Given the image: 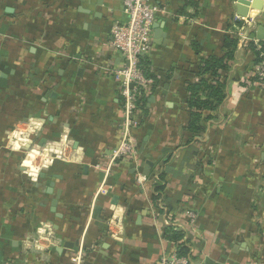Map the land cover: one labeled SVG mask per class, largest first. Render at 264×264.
Here are the masks:
<instances>
[{
    "label": "crops",
    "instance_id": "obj_1",
    "mask_svg": "<svg viewBox=\"0 0 264 264\" xmlns=\"http://www.w3.org/2000/svg\"><path fill=\"white\" fill-rule=\"evenodd\" d=\"M150 1L163 37L153 29L144 58L158 82L141 126L127 132L136 162L107 170L95 165L122 140L110 28L126 19L123 0H0L1 264H159L175 252L168 227L184 231L196 263L264 264V81L249 80L258 65L238 35L244 20L264 27V11L240 17L238 0ZM224 36L237 38L220 72L226 98L185 148L184 83L197 81L199 57L223 54ZM162 172L169 201L155 204ZM140 174L146 181L137 182Z\"/></svg>",
    "mask_w": 264,
    "mask_h": 264
},
{
    "label": "built area",
    "instance_id": "obj_2",
    "mask_svg": "<svg viewBox=\"0 0 264 264\" xmlns=\"http://www.w3.org/2000/svg\"><path fill=\"white\" fill-rule=\"evenodd\" d=\"M123 10L125 21H115L110 28L112 50L119 55L121 64L110 71L111 78L118 86L119 95L123 101V121H122V140L119 146L109 156L108 162L101 158L95 165L96 169H107L118 161L136 162L138 158V146L133 142L134 139L127 136V132L132 129H138L141 126L140 110L137 101L151 94L153 81L146 78L140 69V60L150 53L153 48V24L158 9L150 0H123ZM239 31L242 46L249 43L258 44L255 38L257 27L263 26L254 19L246 22ZM261 63L255 68L254 75L259 82L264 81V52L260 53ZM146 181L144 176L137 175V182ZM160 203V201L158 202ZM161 209V205L158 206ZM187 226L193 229L196 222L195 213L188 211L185 213ZM169 224L168 222H166ZM190 248L186 256H178L175 252L161 258L159 264H200L194 261L196 254L194 249ZM37 242L34 243V247ZM1 264V263H0ZM3 264H28L24 262H5Z\"/></svg>",
    "mask_w": 264,
    "mask_h": 264
},
{
    "label": "trees",
    "instance_id": "obj_3",
    "mask_svg": "<svg viewBox=\"0 0 264 264\" xmlns=\"http://www.w3.org/2000/svg\"><path fill=\"white\" fill-rule=\"evenodd\" d=\"M237 25L239 26L238 23ZM236 45L237 38L224 36L222 44L223 54L221 56L199 57L196 72L194 73L195 77L198 78L197 81H185L184 83L185 91L188 94L186 105L189 114V122L185 130L192 135L191 140L184 145L185 148H189L193 140L204 133V123L214 120L211 113L215 112L226 98V77H222L220 72L230 68V64L234 60ZM249 47L254 52L255 59L253 63L259 65L261 63L260 53L264 52V42L259 41L257 46L249 43ZM193 49L195 53H199L197 45H193ZM139 65L145 77L153 81V92L154 85L156 86L158 82L157 77L151 73L146 58H142ZM252 78H249L251 82L258 81L256 77ZM147 103L148 97H143L137 101L141 115L147 114ZM191 154H195V151L191 150ZM150 172L152 174L153 170ZM157 174L159 182L154 186L155 195L152 196V202L156 204L162 200L167 203L169 200L164 196L165 175L163 172ZM167 207H169L168 204ZM164 238L175 246L176 255L182 257L188 254L190 248L187 244L189 241L188 239L184 241V231L168 227L164 231Z\"/></svg>",
    "mask_w": 264,
    "mask_h": 264
},
{
    "label": "water",
    "instance_id": "obj_4",
    "mask_svg": "<svg viewBox=\"0 0 264 264\" xmlns=\"http://www.w3.org/2000/svg\"><path fill=\"white\" fill-rule=\"evenodd\" d=\"M236 9H237V15L240 17H245L246 12L249 9L255 10L257 12H262V11H264V0H238L237 5H236ZM153 29L155 30V34H154L155 40L160 41V39L163 37V33L161 32V30L156 25L153 27ZM255 38L257 39V41L264 42V27L263 26L257 27V29L255 31ZM155 44H162V43L156 42ZM151 100H153V98ZM151 167H152V163L147 161L145 168H144L143 175H145V176L148 175V172H149ZM57 199H58V197L56 198V200H54L52 202L53 208L56 207ZM63 248L64 249H72L73 245L71 243H64Z\"/></svg>",
    "mask_w": 264,
    "mask_h": 264
},
{
    "label": "clouds",
    "instance_id": "obj_5",
    "mask_svg": "<svg viewBox=\"0 0 264 264\" xmlns=\"http://www.w3.org/2000/svg\"><path fill=\"white\" fill-rule=\"evenodd\" d=\"M35 127L38 128V127H40V126H39V125H36ZM16 135H17L16 133L13 134L14 137H15ZM24 143H27V139H26V138H25ZM15 147H16L17 150H18L19 145H16ZM37 155H39V153L36 152V151H33L32 153H30V154H29L30 159H29V160H25V161L23 162L24 165L27 166V167H31V160L35 159V157H36ZM38 171H39L38 168H33V169H32V171L29 173V175L32 177V179H36V173H37Z\"/></svg>",
    "mask_w": 264,
    "mask_h": 264
}]
</instances>
